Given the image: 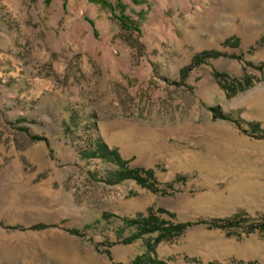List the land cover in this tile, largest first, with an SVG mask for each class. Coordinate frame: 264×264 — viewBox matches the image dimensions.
<instances>
[{"label":"rangeland","instance_id":"1","mask_svg":"<svg viewBox=\"0 0 264 264\" xmlns=\"http://www.w3.org/2000/svg\"><path fill=\"white\" fill-rule=\"evenodd\" d=\"M206 52L220 55L194 63ZM216 73L257 79L229 97ZM252 124L264 129V0H0V264H130L158 234L126 243L124 221L150 213L263 219ZM101 144L158 191L85 157ZM155 253L264 264V233L199 225Z\"/></svg>","mask_w":264,"mask_h":264},{"label":"trees","instance_id":"2","mask_svg":"<svg viewBox=\"0 0 264 264\" xmlns=\"http://www.w3.org/2000/svg\"><path fill=\"white\" fill-rule=\"evenodd\" d=\"M263 44H258V46H262ZM210 55V56H209ZM220 54L218 52L209 53L206 52L200 56H197L194 59V63L199 64L203 57H218ZM214 77L219 80V84L221 85L222 89L226 92L229 97H233L241 92H244L251 88L255 80L254 76L247 74L243 77L231 78L229 80H225L222 78L220 80V75L216 73ZM222 77V76H221ZM215 119L221 120H228L233 121L229 116H225L219 109H213ZM237 127L245 134H249L247 130L242 127V124L234 121ZM252 130L254 132H260L261 138L264 139V129H261L259 124H252ZM255 134V133H254ZM85 157L87 158H102V159H110L116 162L121 170L118 172V179H134L144 188L151 189L153 192H157L158 190L155 188L154 184H150L149 181L154 179V173L152 170H128L123 172V168L126 162L119 156L116 151H111L105 145H99L96 151H91L85 153ZM149 177L144 178L142 176V172ZM116 182L113 180L109 181V184L114 185ZM160 212H165V210L161 209ZM173 216V214L171 213ZM107 216V214H105ZM126 226L135 227L137 229L136 234L132 235L130 238L126 239V243H130L135 239L140 238L146 234H158L157 238L155 239V244H148V251L144 255L137 256L134 261L130 264H167L164 260L159 259L155 253V247L161 242H167L174 240L180 236H182L186 231L189 229L204 225L208 229H221V230H229L235 228H244L250 232H261L264 233V218L260 220H254L251 218L246 217L244 214H237L233 217L226 218V219H213L209 221H197V222H182L176 225L167 223L165 221H160L156 218L152 213L147 218H137V219H127L124 221ZM242 264V263H240ZM254 264V263H248Z\"/></svg>","mask_w":264,"mask_h":264}]
</instances>
